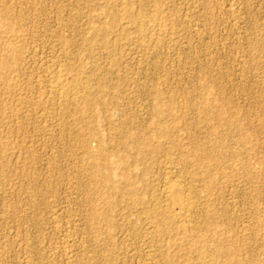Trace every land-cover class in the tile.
Listing matches in <instances>:
<instances>
[{
  "label": "rangeland",
  "instance_id": "1",
  "mask_svg": "<svg viewBox=\"0 0 264 264\" xmlns=\"http://www.w3.org/2000/svg\"><path fill=\"white\" fill-rule=\"evenodd\" d=\"M105 2L0 0V13L6 12V22L24 41L20 65L12 79L20 91L9 94L2 90L4 83H0V264H261L264 0H112V8L116 12L120 9L122 16L118 22L102 14ZM126 3L135 15L141 14L138 8L142 5V13L153 15L161 10L163 25L156 30L160 36L154 32L144 40L136 35V24L125 12ZM93 26H103L105 32L94 33ZM121 32L130 34L123 37ZM59 33L68 40L67 53L62 50ZM6 42L0 27V53H5ZM54 61L74 65L79 78L87 80V93L79 91L71 96L80 103L88 94L93 101L88 111L77 105L65 109L58 99L46 93ZM39 92L42 99L36 96ZM18 94L22 101H18ZM38 98L45 103L46 111L26 101L38 102ZM158 103L164 106L162 113L154 109ZM158 130L165 134L157 133ZM129 132L151 137V143L143 150L159 144L162 151L141 154L133 148ZM96 138H102L112 149L109 169L104 171L114 172L113 181L120 190H107L102 182L91 179V157L82 143L87 141L94 153L98 146ZM168 164L173 167L169 174L164 169ZM123 167H130V181L122 176ZM167 176L182 182L185 193L198 195L200 202L197 199L199 203L188 222L195 229L191 234H207H203V239L207 237L203 243L207 249L222 241L227 246L221 244L234 249L231 250L235 259L219 256L214 261L211 254L204 259L189 249L187 243H193L192 236L186 245L179 246L187 238L181 232L155 235L152 219L147 217L144 207L148 204L151 208L159 202L166 206L163 190ZM212 177L216 184L211 193L205 192L206 182ZM135 196L145 197L148 203H135ZM207 209H212L216 217L210 230ZM92 212L97 214L96 219L91 218ZM159 253L168 254H160L161 257Z\"/></svg>",
  "mask_w": 264,
  "mask_h": 264
},
{
  "label": "bare ground",
  "instance_id": "2",
  "mask_svg": "<svg viewBox=\"0 0 264 264\" xmlns=\"http://www.w3.org/2000/svg\"><path fill=\"white\" fill-rule=\"evenodd\" d=\"M106 2V4H105V9L103 10V13L102 14H104V17L105 16H111L112 18H113V21L112 22H114V21H117L118 22V19H119V13L118 12H120L119 10V8L118 7H116V8H118L119 10H118V12H116L113 8H112V6L114 5V3L112 2V0H105ZM129 1V0H128ZM143 1V0H142ZM20 2V1H19ZM35 2V1H34ZM40 2V1H39ZM117 2V1H116ZM118 2H119V0H118ZM131 2V1H130ZM45 3V2H44ZM36 4V3H35ZM78 4V3H77ZM131 4V3H130ZM116 6L117 5H119V4H115ZM132 5V4H131ZM26 6V5H25ZM46 6V5H45ZM55 6V5H54ZM57 6V5H56ZM58 7V6H57ZM73 7V6H72ZM122 7V6H121ZM141 7V6H140ZM142 7H143V5H142ZM141 7V8H142ZM154 7V6H153ZM56 8V7H55ZM103 8V7H102ZM115 8V7H114ZM141 8H138L139 10V12L141 13V14H139V15H135L134 13H133V11L131 10V8L129 7V4L128 3H126V6H125V12L127 13V15H128V17H129V20L131 21V22H133L134 24H136V29H137V31L135 30V34L137 35V34H139V36L140 37H142L141 39H143L144 38V40H145V38H149L150 36H152V34L154 33V32H156V30H159V27L161 26L162 27V23H163V21H162V19H163V16H161L160 14V12H161V10L159 11V9H157V11L156 12H154L155 14H153V12H152V14L153 15H151V14H147V13H145V12H141L140 11V9ZM146 8V7H145ZM156 8V7H155ZM168 8H170V7H168ZM18 10V9H17ZM22 10V9H21ZM72 10V9H71ZM79 10V9H78ZM81 10V9H80ZM102 10V9H101ZM144 10V9H143ZM42 11V10H41ZM148 11V10H147ZM168 11V10H167ZM23 12V11H22ZM72 12H74V11H72ZM79 12V11H78ZM81 12V11H80ZM79 12V13H80ZM151 12V11H150ZM149 12V13H150ZM59 13V12H58ZM82 13V12H81ZM80 13V14H81ZM94 13V12H93ZM126 13L125 14H123V16L124 15H126ZM136 13V12H135ZM23 14V13H22ZM73 14V13H72ZM101 14V15H102ZM121 14V13H120ZM235 14V13H234ZM75 15V14H74ZM87 15V14H86ZM85 15V16H86ZM90 15H91V11H90ZM122 15V14H121ZM162 17V19L160 18V16ZM165 15V14H164ZM5 16H6V12H4V13H0V27H2L3 29H4V34H5V38L7 39V42H6V44L4 45V52L5 53H0V83H4V86H3V91H7V93H9V92H12V93H14V94H16V93H18L19 91H20V89L21 88H19V86L15 83V82H12V79L14 78V73L15 72H17V70H18V66L20 65L19 64V62L21 61V58H22V54H21V44H22V42H24V41H22V38H21V34H19L18 32H16L15 30H13L12 29V27H11V25H9L7 22H6V20H5ZM32 16H34V15H32ZM68 16H69V14H68ZM71 16V15H70ZM97 16V15H96ZM159 16V17H158ZM236 16V15H235ZM26 17V16H25ZM90 17H92V16H90ZM120 17H122V16H120ZM82 18V17H81ZM167 20H169V17L167 16ZM237 18V17H236ZM19 19V18H18ZM34 19H36V18H34ZM73 19V18H72ZM72 19H71V21H72ZM97 19H98V17H97ZM101 19V18H100ZM121 19V18H120ZM123 19V18H122ZM128 19V18H127ZM9 20V19H8ZM25 20V19H24ZM61 20V19H60ZM33 21H36V20H33ZM124 21V20H123ZM122 21V22H123ZM162 21V22H161ZM65 22V21H64ZM78 22V21H77ZM95 22V21H94ZM121 22V23H122ZM171 22V21H170ZM55 23V22H54ZM26 24V23H25ZM120 24V23H119ZM165 24H167V23H165ZM3 25V26H2ZM45 25V24H44ZM110 25H111V23H110ZM115 25H116V23H115ZM121 25V24H120ZM122 25H123V23H122ZM169 25H170V23H169ZM56 26V25H55ZM60 26V25H59ZM63 26H65V24L63 25ZM84 26V25H83ZM104 26V25H103ZM103 26H93V30H94V33H97V34H100V33H102L103 31L105 32V30H104V28H103ZM112 26V25H111ZM126 27V26H125ZM135 27V26H134ZM167 27H169V26H167ZM40 28V27H39ZM65 28V27H64ZM68 28H70V27H68ZM127 28V27H126ZM125 28V29H126ZM166 28V27H165ZM77 29V28H76ZM114 29V28H113ZM170 29V28H169ZM211 29V28H210ZM49 30V29H48ZM55 30V29H54ZM62 30V29H61ZM118 30V29H117ZM127 30V29H126ZM163 30V29H162ZM173 30V29H172ZM75 31V30H74ZM87 31V30H86ZM120 31V30H119ZM55 32V31H54ZM71 32V31H70ZM69 32V33H70ZM138 32V33H137ZM50 33V32H49ZM61 33V32H60ZM60 33H59V38L61 39V42H62V44H63V52L64 53H67L66 52V50H67V47L68 46H66L67 45V43H68V40L67 39H65L64 37H63V34L62 35H60ZM122 34V36L124 35H126V34H128V33H123V32H121ZM162 33V32H161ZM130 34V33H129ZM132 34V33H131ZM156 34H158V36H160V34H159V32H156ZM103 35V34H102ZM133 35V34H132ZM154 35V34H153ZM162 35V34H161ZM164 35V34H163ZM123 36V37H124ZM198 36V35H197ZM202 36V35H201ZM23 37V36H22ZM128 37H130V35L128 36ZM136 37V36H135ZM154 37V36H153ZM152 37V38H153ZM166 37V36H165ZM134 38V37H133ZM139 37H137V39H138ZM151 38V37H150ZM114 39V38H113ZM132 39V38H131ZM170 39V38H169ZM74 40V39H73ZM135 39H133L132 41H134ZM148 40V39H147ZM164 40V39H163ZM125 41V40H124ZM141 41V40H140ZM155 41V40H154ZM158 42H159V40H157ZM161 41V40H160ZM130 43V42H129ZM151 43H153V42H151ZM155 43H156V41H155ZM155 43H154V47H156L155 46ZM160 43V42H159ZM1 44V43H0ZM34 44V43H33ZM23 45V44H22ZM134 45V44H133ZM142 45V44H141ZM151 45V44H150ZM156 45H158V44H156ZM149 46V45H148ZM58 47V46H57ZM136 47V46H135ZM145 47V46H144ZM147 47V46H146ZM145 47V48H146ZM150 47H152V46H150ZM158 47V46H157ZM62 48V47H61ZM142 48V47H141ZM153 48V47H152ZM44 49V48H43ZM148 49H150V48H148ZM147 49V50H148ZM41 50V49H40ZM60 50V49H59ZM116 50V49H115ZM120 50V49H119ZM153 50V49H152ZM151 50V51H152ZM154 50H156L155 48H154ZM158 50V49H157ZM62 52V53H63ZM69 52V51H68ZM70 53V52H69ZM158 53V52H157ZM160 53V52H159ZM149 54V53H148ZM59 55H60V53H59ZM65 55V54H64ZM73 55V54H72ZM135 55V54H134ZM61 56V55H60ZM70 56V55H69ZM65 57V56H64ZM35 58H36V56H35ZM67 58H69V57H67ZM71 58V57H70ZM89 58V57H88ZM251 58V57H250ZM110 59V58H109ZM114 58H112V60H113ZM67 61H69L68 59H67ZM77 61V60H76ZM97 61V60H96ZM57 62V61H56ZM66 62V61H65ZM70 62V61H69ZM80 62V61H79ZM95 62V61H94ZM46 63V62H45ZM72 63V62H71ZM78 63V62H77ZM250 63V62H249ZM65 64V63H64ZM56 64L55 63V61H54V65L49 69V72H50V74H51V77H52V79H51V77H50V83H49V89L47 88V87H45V88H47L48 89V91L46 92L45 90H43V91H45L46 93H48V94H50L51 96H54L55 97V99H58V102H61V105L63 106L64 105V107H65V109H66V107H70V106H78L80 109H82V110H86V111H88L89 109H90V107L92 106V104H93V101H92V99H91V97L87 94H85L84 95V99H83V101L82 102H80V103H78V102H75V100L72 98V96H71V93H74V92H79V91H81V92H83V93H87V90H89V89H87L88 88V83L84 80H82V79H80L79 78V73H77L78 71H77V69L74 67V65H72V64ZM81 64V63H80ZM48 65V64H47ZM46 65V66H47ZM97 65V64H96ZM25 66V65H24ZM77 66V65H76ZM80 66V65H79ZM250 66V65H249ZM45 67V66H44ZM50 67V66H49ZM48 67V68H49ZM100 67V66H99ZM109 67V66H108ZM43 68V67H42ZM76 70H75V69ZM79 68H81V67H79ZM47 68H45V70H46ZM117 69V68H116ZM45 70H43V71H45ZM74 70L75 71H77V72H74ZM79 70V69H78ZM82 70H83V67H82ZM46 71H48V69L46 70ZM45 71V72H46ZM80 71V70H79ZM91 71V70H90ZM41 72V71H40ZM103 72V71H102ZM43 73V72H42ZM81 73V72H80ZM86 73V72H85ZM112 73V72H111ZM39 74H41V73H39ZM44 74V73H43ZM49 74V75H50ZM82 74V73H81ZM80 74V75H81ZM102 74V73H101ZM110 74V73H109ZM30 75V74H29ZM42 75V74H41ZM41 75H39L40 77H41ZM31 76V75H30ZM128 76V75H127ZM32 77V76H31ZM34 77V76H33ZM38 76H36V78H37ZM39 77V78H40ZM43 77H45V76H43ZM47 77V76H46ZM126 77V76H125ZM128 78V77H127ZM26 79H28V78H26ZM38 79V78H37ZM43 79V78H42ZM47 78H45V80H46ZM86 79V78H85ZM36 80V79H35ZM49 80V79H48ZM110 80V79H109ZM26 81V80H25ZM42 81V80H41ZM116 81V80H115ZM37 82H40V80L39 81H37ZM89 82V81H88ZM132 82V81H131ZM24 83H26V82H24ZM43 83V82H42ZM127 83V82H126ZM23 84V83H22ZM46 84H48V82H46ZM31 85V84H30ZM43 85V84H42ZM103 85V84H102ZM165 85V84H164ZM48 86V85H47ZM101 86V85H100ZM167 86V85H166ZM21 87V86H20ZM102 89H103V87H101ZM44 89V88H43ZM24 90V89H23ZM30 91V90H29ZM24 92V91H23ZM6 93V92H5ZM82 93V94H83ZM89 94H90V92H88ZM10 94V93H9ZM30 94V93H29ZM38 94H41L40 92L39 93H37V95L36 96H39ZM45 93H43V95H44ZM48 94H47V96H48ZM21 95V94H20ZM25 95H27L26 93H25ZM49 95V96H50ZM75 95V94H74ZM80 95V94H79ZM16 96V95H15ZM18 96H19V94H18ZM18 96H16V98L18 97ZM41 96V95H40ZM39 96V97H40ZM46 96V95H45ZM44 96V97H45ZM47 96L45 97V100L47 99ZM81 96V95H80ZM79 96V97H80ZM83 96V95H82ZM112 96V95H111ZM20 97L21 96H19V99H18V101L19 100H21L22 101V99H20ZM22 97H24V96H22ZM31 97H33V96H31ZM30 97V98H31ZM75 97H76V95H75ZM15 98V99H16ZM25 98H27L26 96H25ZM29 98V97H28ZM27 98V99H28ZM41 98V97H40ZM40 98H38V99H40ZM95 98V97H94ZM33 100H35L34 98H32ZM32 99H30V100H26L27 101V103H31L32 105H34V104H36L35 105V107H37V109L38 108H44V105L43 104H45V103H43V100H38V102L37 101H35V102H33L32 101ZM75 99H77V98H75ZM81 99V100H82ZM17 100V99H16ZM49 100V99H48ZM60 100V101H59ZM78 100V99H77ZM79 100H80V98H79ZM47 101V100H46ZM57 101V100H56ZM56 101H54V103L56 102ZM174 101V100H173ZM189 101V100H188ZM228 101V100H227ZM0 102H2V101H0ZM33 102V103H32ZM18 103H20V102H18ZM22 103V102H21ZM20 103V104H21ZM24 103L26 104V105H28L25 101H24ZM53 103V105L55 106V104ZM172 103V102H171ZM12 104V103H11ZM49 104H50V102H49ZM58 104V103H57ZM56 104V105H57ZM30 105V104H29ZM28 105V106H29ZM180 105V104H179ZM15 106H16V103H15ZM47 106V105H46ZM171 106V105H170ZM14 107V106H13ZM27 107V106H26ZM31 107V106H30ZM57 107V106H56ZM56 107H54V108H56ZM12 108V107H11ZM31 108H33V107H31ZM30 108V109H31ZM59 107H57V109H58ZM3 109H4V107H3ZM25 109V108H24ZM27 109H29L28 107H27ZM45 109V108H44ZM60 109V108H59ZM58 109V110H59ZM76 109H77V107H76ZM154 109H155V111L157 112V113H162V111L164 110V106H163V104H156L155 106H154ZM36 109H34L33 111H35ZM47 109H45V111H46ZM50 110V109H49ZM54 110V109H53ZM73 110V109H72ZM5 111V110H4ZM12 111H14L13 109H12ZM36 111H38V110H36ZM42 111H44V110H42ZM41 111V112H42ZM68 111V110H67ZM48 112V111H47ZM59 112H61V111H59ZM13 112H11V114H12ZM34 113V112H33ZM55 113H57L56 111H55ZM64 113V112H63ZM8 114V113H7ZM14 115H15V111H14V113H13ZM26 114V113H25ZM62 114V113H61ZM4 115V114H3ZM22 115V114H21ZM16 116V115H15ZM29 116V115H28ZM49 116V115H48ZM60 116V115H59ZM31 117H32V115H31ZM61 117V116H60ZM62 117H63V114H62ZM136 118V117H135ZM28 119V118H27ZM37 119V118H36ZM30 120V119H29ZM45 120V119H44ZM58 120V119H57ZM65 120V119H64ZM9 121H10V118H9ZM22 121V120H21ZM36 121V120H35ZM49 121V120H48ZM60 121H61V119H60ZM62 121H63V118H62ZM69 121V120H68ZM67 121V122H68ZM22 122H24V121H22ZM32 122V121H31ZM46 122V121H45ZM53 123L54 122H56V121H52ZM47 123V122H46ZM57 123V122H56ZM70 123V122H69ZM34 124V123H33ZM36 124V123H35ZM51 124V123H50ZM59 124H62V123H59ZM68 124V123H67ZM127 124V123H126ZM13 125V124H12ZM48 125V124H47ZM87 125V124H86ZM46 126V125H45ZM51 126V125H50ZM62 126V125H61ZM15 127V126H14ZM49 127V126H48ZM57 127H58V124H57ZM60 127V126H59ZM87 127H88V125H87ZM90 127V126H89ZM209 127V126H208ZM7 128V127H6ZM23 128V127H22ZM41 128H43V127H41ZM62 128V127H61ZM24 129V128H23ZM54 129V128H53ZM56 129H58V128H56ZM88 129V128H87ZM64 130H66V129H64ZM50 131V130H49ZM56 131V130H55ZM91 131V130H90ZM145 131V130H144ZM158 131H160V130H158ZM157 131V133H159V134H165L163 131H160V132H158ZM14 132V131H13ZM188 132V131H187ZM39 133V132H38ZM63 133H64V131H63ZM20 134V133H19ZM60 134V133H59ZM75 134V133H74ZM155 135H156V133H154ZM120 135V134H119ZM118 135V136H119ZM52 136H53V133H52ZM97 136V135H96ZM127 136L131 139V141L133 142V148L134 149H136L137 151H139L141 154H145V153H148V152H161L162 151V146L161 145H159V144H157V145H155L154 144V146H153V148L151 149V150H147V151H145V150H143V147H145L146 148V146L149 144V143H151V137L150 138H148V137H146V136H143V135H141L140 133H138V132H129L128 134H127ZM157 136H159L158 134H157ZM156 136V137H157ZM162 136V135H161ZM22 137H24V136H22ZM29 137V136H28ZM41 137V136H40ZM51 137V136H50ZM99 137V136H98ZM117 137V136H116ZM92 138V137H91ZM21 139V138H20ZM76 139H78V138H76ZM81 138L79 137V139L78 140H80ZM87 139V138H86ZM97 139V141H98V146H97V149H96V151L93 153L92 152V150L88 147V145H87V141H83V146L86 148V153H87V155L89 156V157H91V165L93 166V169L91 170V179L93 180V181H96V182H102L103 184H104V187L107 189V190H111V189H114V188H118L119 190H120V187H119V185H115V183H114V181H113V177H114V172L113 171H111V169L110 170H107L106 172L104 171L105 169H109L108 167V159L111 157V151L110 150H112V149H110L109 148V146L106 144V142L102 139V138H96ZM207 139V138H206ZM50 140H52V139H50ZM24 141V140H23ZM63 141V140H62ZM92 141V140H91ZM119 141V140H118ZM155 141V140H154ZM75 142V141H74ZM79 142V141H78ZM2 143V142H1ZM22 143V142H21ZM33 143V142H32ZM50 143H51V141H50ZM54 143V142H53ZM25 144V143H24ZM77 144V143H76ZM80 144V143H79ZM82 144H81V146H82ZM61 145V144H60ZM60 145H58V146H60ZM69 145V144H68ZM67 145V146H68ZM43 146V145H42ZM52 146V145H51ZM66 147V146H65ZM210 148V147H209ZM56 152V151H55ZM237 152V151H236ZM204 153V152H203ZM37 154V153H36ZM80 154V153H79ZM140 154V155H141ZM11 155V154H10ZM33 155V154H32ZM31 155V156H32ZM73 155V154H72ZM139 155V157H141ZM30 156V157H31ZM34 156V155H33ZM180 156V155H179ZM202 156V155H201ZM44 157V156H43ZM53 157V156H52ZM69 158H70V156H68ZM74 157V156H73ZM37 158V157H36ZM197 158H199V157H197ZM201 158V157H200ZM210 159L212 158V156H210L209 157ZM27 159V158H26ZM29 159V158H28ZM202 159V158H201ZM205 159V158H204ZM207 159V158H206ZM209 159V160H210ZM36 160V159H35ZM73 160V159H72ZM170 160V159H169ZM42 161V160H41ZM76 161V160H75ZM79 161V160H78ZM7 162V161H6ZM14 162V161H13ZM33 162V161H32ZM53 162V161H52ZM169 162V161H168ZM125 162L123 161L122 162V164H124ZM175 163V162H174ZM19 164V163H18ZM24 164V163H23ZM51 164V163H50ZM165 164H167V163H165ZM192 164V163H191ZM25 165H27V164H25ZM52 165V164H51ZM71 165H73V164H71ZM185 165V164H184ZM49 166V165H48ZM24 167V166H23ZM22 167V168H23ZM31 167H32V165H31ZM53 167V166H52ZM55 168V167H54ZM59 168V167H58ZM172 165L171 164H168V165H166L165 167H164V169H165V171H166V173L167 174H169V173H172L171 171H173L172 170ZM30 169V168H29ZM11 170V169H10ZM9 170V171H10ZM23 170V169H22ZM90 170V169H89ZM211 170V169H210ZM12 171V170H11ZM44 171V170H43ZM50 171V170H49ZM164 171V172H165ZM202 171V170H201ZM4 172V171H3ZM76 172V171H75ZM50 173V172H49ZM54 173V172H53ZM73 173V172H72ZM185 173V172H184ZM21 174V173H20ZM57 174V173H56ZM80 174V173H79ZM181 174V173H180ZM190 174V173H189ZM199 175H201L200 173H198ZM31 175V174H30ZM37 175V174H36ZM72 175V174H71ZM83 175V174H82ZM122 176L127 180V181H130L131 180V178H133V173H132V171H131V169H130V167H123V170H122ZM181 176V175H180ZM196 176V175H195ZM18 177V176H17ZM170 176H167L166 177V181H165V183H164V190H163V195H164V198H165V201H163V202H166L167 204H166V206H164L163 204H161L160 202H159V204H157V205H155L154 207L152 206L151 208H150V206H147L148 204V201H147V203H146V201H145V197H141V196H135L134 198H135V203L137 202L138 204L139 203H141L142 205H146V207H144V211H146V215H147V217L148 218H151L152 219V221H150L152 224H151V229H152V231L155 233V235L156 236H163V235H165V234H169V235H171L172 236V234H174V233H176V232H181L182 234H184V236H186L187 238H183V241H182V245H179V246H184V245H186V240H189L188 238H190V236H192L193 237V239H194V241H193V243H190V244H188L187 243V245H189L190 246V250H191V252L192 251H194L195 253H198L199 254V256L200 257H203L204 258V256L205 255H207V254H211L212 255V258L211 259H213L214 261L217 259V257H219V256H227V257H233L232 255L234 254L233 253V251L232 250H234V249H232V248H230L229 246L228 247H226L227 245L225 244V243H223L222 241H221V243H223V244H225V245H223V244H221L220 243V241H216L218 244H215L216 242H215V238H212L213 240L212 241H214L215 243V245L213 246V248L211 249L210 247V249H207L206 247H205V245H203V243L206 241L205 239L207 238H205V239H203L204 237H203V234L201 235V234H199V235H192L191 233H193L192 231L193 230H195L194 229V226H190V224H188V222L190 223V216H191V212H193L192 210H194V208H195V206L200 202V200L197 198L198 197V195L196 196H193L192 195V193H191V195L190 194H188V191L185 193V191H184V188H186L185 186H184V184H182V182H180V181H175V180H172V179H170L169 178ZM191 177V176H190ZM194 177V176H193ZM199 177V176H198ZM215 177V176H214ZM197 178V177H196ZM195 178V179H196ZM216 178V177H215ZM215 178H211L210 180H208L207 182H206V186H205V192H210L212 189H211V187L213 186V185H215L216 184V180H215ZM181 179H182V176H181ZM194 179V178H193ZM199 179H201V178H199ZM207 179V178H206ZM89 180H90V178H89ZM187 180V179H186ZM192 180V179H191ZM197 180V179H196ZM195 180V181H196ZM185 181V180H184ZM194 181V180H193ZM194 181V182H195ZM203 181V180H202ZM204 181H206V180H204ZM188 182V181H187ZM31 183V182H30ZM45 183V182H44ZM58 183V182H57ZM191 184H192V182H190ZM235 183V182H234ZM33 184V183H32ZM87 184H88V182H87ZM198 184V183H197ZM84 185V184H83ZM90 184H88V186H89ZM255 185V184H254ZM26 186V185H25ZM30 186V185H29ZM40 186V185H39ZM55 186V185H54ZM74 186V185H73ZM184 186V187H183ZM189 187H190V185H188ZM188 186H187V188H188ZM24 187V186H23ZM27 187V186H26ZM37 187V186H36ZM146 187V186H145ZM192 187H195L194 186V184L192 185ZM191 187V188H192ZM49 188V187H48ZM53 188V187H52ZM233 188V187H232ZM197 189H199V188H197ZM211 189V190H210ZM230 189V188H229ZM42 190V189H41ZM188 190H189V188H188ZM200 190V189H199ZM202 190V189H201ZM200 190V191H201ZM26 191V190H25ZM31 191H32V189H31ZM40 191V190H39ZM45 191V190H44ZM52 191V190H51ZM192 191V189L190 190V192ZM34 192V191H33ZM189 192V193H190ZM195 192V191H194ZM204 192V193H205ZM32 193V192H31ZM134 193V192H133ZM151 193V192H150ZM211 193V192H210ZM209 193V194H210ZM104 194V193H103ZM130 194H132V193H130ZM79 195V194H78ZM207 196H208V194H207ZM48 197V196H47ZM51 197V196H50ZM56 197V196H55ZM150 197V196H149ZM200 197V196H199ZM219 197V196H218ZM205 198V197H204ZM23 199V198H22ZM33 199V198H32ZM35 199V198H34ZM39 199V198H38ZM197 199H198V203H197ZM206 201V200H205ZM78 203V202H77ZM126 203V202H125ZM134 203V204H135ZM154 203V202H153ZM158 203V202H157ZM46 204V203H45ZM131 204V203H130ZM33 205V204H32ZM55 205V204H54ZM141 205V206H142ZM200 205V204H199ZM34 206V205H33ZM126 206V205H125ZM29 207V206H28ZM31 207V206H30ZM198 207V206H197ZM201 207V206H200ZM205 207V206H204ZM68 208V207H67ZM143 208V207H142ZM210 208V207H209ZM64 209V208H63ZM75 209V208H74ZM109 209V208H108ZM197 209V208H196ZM69 210H70V208H69ZM118 210V209H117ZM198 210V209H197ZM196 210V211H197ZM212 210V209H211ZM211 210H209V209H207L205 212H207V216H208V220H206V221H208L209 222V226H208V228H209V230L211 229L210 227L212 226V225H215V223H216V217H215V213L214 212H212ZM16 211H17V209H16ZM21 211V210H20ZM31 211V210H30ZM53 211V210H52ZM195 211V212H196ZM203 211H204V209H203ZM140 212V211H139ZM203 213V212H202ZM65 214H66V212H65ZM193 214V213H192ZM52 215V214H51ZM145 215V214H144ZM145 215V216H146ZM205 215V214H204ZM38 216V215H37ZM56 216V215H55ZM59 216V215H58ZM71 216H72V214H71ZM85 216V215H84ZM92 217V219H96L97 218V214H95V212L93 213L92 212V215H91ZM128 216V215H127ZM129 216H131V215H129ZM144 216V217H145ZM198 216H200L199 214H198ZM206 216V215H205ZM60 217V216H59ZM136 217V216H135ZM147 217H145V219L147 218ZM192 217V216H191ZM194 217V216H193ZM196 217V216H195ZM201 217V216H200ZM55 218H57V217H55ZM73 218V217H72ZM63 219V218H62ZM71 219V218H70ZM69 219V220H70ZM150 219V220H151ZM202 219V218H201ZM50 220H51V218H50ZM59 220V219H58ZM75 220V219H74ZM148 220V219H147ZM196 220H197V218H196ZM230 220V219H229ZM87 221V220H86ZM69 222V221H68ZM76 222H78V221H76ZM126 222V221H125ZM124 222V223H125ZM135 222V221H134ZM148 222V221H147ZM207 222V223H208ZM191 223H193V222H191ZM194 223H195V221H194ZM201 224V223H200ZM72 225V224H71ZM130 225V224H129ZM135 225V224H134ZM148 225V224H147ZM194 225V224H193ZM198 225V224H197ZM128 226V225H127ZM142 226V225H141ZM149 226V225H148ZM251 226V225H250ZM58 227V226H57ZM67 227V226H66ZM123 227V226H122ZM136 227V226H135ZM134 227V228H135ZM58 228H60V227H58ZM65 228V227H64ZM64 228H63V230H64ZM145 228V227H144ZM212 228H213V226H212ZM56 229V228H55ZM70 229V228H69ZM150 229V228H149ZM17 230V229H16ZM60 230H61V228H60ZM126 230V229H125ZM133 230V229H132ZM197 230V229H196ZM21 231V230H20ZM25 230H23V232H24ZM67 231V230H66ZM88 231V230H87ZM26 232V231H25ZM56 232V231H55ZM59 232V231H58ZM65 232V231H64ZM174 232V233H173ZM66 233V232H65ZM135 233V232H134ZM152 233V232H151ZM68 234V233H67ZM87 234V233H86ZM141 234H142V232H141ZM149 234V233H148ZM177 234V233H176ZM180 234V233H179ZM219 234V233H218ZM129 235V234H128ZM154 235V236H155ZM169 235H168V238H169ZM207 234H204V236H206ZM210 235V234H209ZM216 235V234H215ZM70 236V235H69ZM74 236V235H73ZM87 236V235H86ZM151 236V235H150ZM153 236V235H152ZM155 236V237H156ZM183 236V237H184ZM82 237V236H81ZM175 237V236H174ZM178 237V236H177ZM218 237H221L220 235L218 236ZM217 237V238H218ZM24 238V237H23ZM69 238V237H68ZM152 238V237H151ZM181 238V237H180ZM209 238H211V237H209ZM222 238V237H221ZM221 238H219V239H221ZM26 239V238H25ZM74 239V238H73ZM78 239V238H77ZM83 239V238H82ZM93 239V238H92ZM150 239V238H149ZM153 239H154V237H153ZM158 239V238H157ZM174 239V238H173ZM172 239V240H173ZM192 239V238H191ZM192 239V240H193ZM215 239V240H214ZM30 240V239H29ZM67 240V239H66ZM152 240V239H151ZM166 240H167V238H166ZM222 240V239H221ZM7 241V240H6ZM17 241V240H16ZM20 241V240H19ZM156 241V240H155ZM165 241V240H164ZM167 241H169V240H167ZM171 241V240H170ZM177 241V240H176ZM224 241V240H223ZM9 242V241H8ZM14 242V241H13ZM146 242V241H145ZM149 242V241H148ZM160 242V241H159ZM175 242V241H174ZM173 242V243H174ZM19 243V242H18ZM79 243V242H78ZM86 243V242H85ZM15 244V243H14ZM28 244V243H27ZM149 244V243H148ZM165 244V243H164ZM177 244V243H176ZM211 244V243H210ZM166 245H169V244H166ZM172 245V244H171ZM206 245H208V243L206 244ZM244 245V244H243ZM8 246V245H7ZM24 246V245H23ZM153 246V245H152ZM155 246V245H154ZM160 246H161V244H160ZM29 247V246H28ZM59 247V246H58ZM169 247H172V246H169ZM186 247V246H185ZM6 248V247H5ZM67 248V247H66ZM157 248V247H156ZM155 247H154V249H156ZM27 249V248H26ZM72 249V248H71ZM129 249V248H128ZM153 249V250H154ZM232 249V250H231ZM9 250V249H8ZM83 250V249H82ZM137 250V249H136ZM160 250V249H159ZM65 251H66V249H65ZM149 251V250H148ZM158 251V250H157ZM168 251V250H167ZM61 252V251H60ZM69 252V249H68V251H67V253ZM70 252L72 253V251L70 250ZM126 252V251H125ZM131 252V251H130ZM132 252H134V251H132ZM165 252V251H164ZM188 252H190V251H188ZM187 252V253H188ZM28 253V252H27ZM36 253V252H35ZM76 253H77V251H76ZM82 253V252H81ZM90 253V252H89ZM128 253V252H127ZM153 253V252H152ZM163 253V252H162ZM162 253H159V255L161 254L162 255ZM4 254V253H3ZM62 254V253H61ZM73 254V253H72ZM87 254V253H86ZM92 254V253H91ZM115 254V253H114ZM165 254H168V253H165ZM164 254V255H165ZM170 254V253H169ZM5 255V254H4ZM7 255V254H6ZM24 255V254H23ZM148 255V254H147ZM160 255V256H161ZM164 255H162V256H164ZM189 255V254H188ZM70 256V255H69ZM78 256V255H77ZM81 256V255H80ZM128 256V255H127ZM161 256V257H162ZM191 256H193L192 254H191ZM32 257V256H31ZM68 257V256H67ZM82 257V256H81ZM96 257V256H95ZM98 257V256H97ZM170 257V256H169ZM169 257L167 256V257H165L166 258V260H168L169 261ZM181 257V256H180ZM186 257H187V255H186ZM194 257V256H193ZM196 257V256H195ZM226 257V258H227ZM24 258V257H23ZM40 258V257H39ZM71 258V257H70ZM80 258V257H79ZM164 258V257H163ZM198 258V257H197ZM230 258V259H231ZM234 259H235V257H233ZM2 259V258H1ZM100 259V258H99ZM180 259V258H179ZM205 259V258H204ZM26 261H27V258L25 259ZM67 260V259H66ZM69 260V259H68ZM71 260V259H70ZM78 260V259H77ZM171 260V259H170ZM185 260V259H184ZM187 260V259H186ZM201 260H202V258H201ZM263 260V259H262ZM32 261V260H31ZM165 261V260H164ZM167 261V262H168ZM190 261V260H189ZM198 261V260H197ZM213 261V262H214ZM74 262V261H73ZM77 262V261H76ZM75 262V263H76ZM93 262H94V260H93ZM99 262H100V260H99ZM149 262V261H148ZM154 262V261H153ZM171 262V261H170ZM81 263V262H80ZM96 263V262H95ZM146 263V262H145ZM163 263V262H162ZM197 263V262H196ZM215 263V262H214ZM72 264V263H71ZM91 264V263H90ZM97 264V263H96ZM102 264V263H101ZM149 264V263H148ZM151 264V263H150ZM154 264V263H153ZM156 264V263H155ZM257 264H259V262H257ZM261 264H264V262H262Z\"/></svg>",
  "mask_w": 264,
  "mask_h": 264
}]
</instances>
